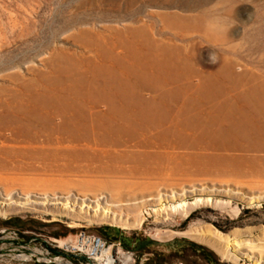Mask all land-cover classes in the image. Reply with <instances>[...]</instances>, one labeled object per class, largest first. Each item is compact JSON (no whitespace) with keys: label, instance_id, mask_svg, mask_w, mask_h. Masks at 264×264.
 Here are the masks:
<instances>
[{"label":"rangeland","instance_id":"1","mask_svg":"<svg viewBox=\"0 0 264 264\" xmlns=\"http://www.w3.org/2000/svg\"><path fill=\"white\" fill-rule=\"evenodd\" d=\"M221 16L232 26L224 40L170 25L172 17L215 21ZM142 26L205 74L217 75L238 62L249 75L245 81H264V0H0V264H98L95 255L110 250L114 264H186L168 253L167 245L181 239L216 252V264H264L263 177L225 175L219 166L176 169L180 161L196 162L207 151L206 144L193 150L179 141H155L146 152L150 164L138 171L125 158V147L134 138L115 132L130 130L126 120L111 114L105 103L59 89V80L66 79L57 71L62 55L81 62L101 60L85 43L86 36L101 35L107 45L117 44ZM211 53L218 56L215 63ZM197 82L189 77L170 82L162 93L143 90L136 97L161 99L176 84ZM242 89L227 88L215 97L232 102ZM53 93L83 105L81 116L95 134L76 138L64 131L62 125L75 110L30 108L38 97ZM114 96L123 103L121 94ZM190 96L188 91L163 99L165 113L175 121L212 105L189 111ZM21 102L30 106L21 108ZM97 115L106 117L100 131ZM220 128L232 131L224 123ZM56 148L60 152L54 153ZM236 152L221 154V159L233 167L244 159ZM109 227L158 244L142 253L124 248L108 240ZM126 252L134 256L127 260ZM185 261L209 264L191 255Z\"/></svg>","mask_w":264,"mask_h":264},{"label":"bare ground","instance_id":"2","mask_svg":"<svg viewBox=\"0 0 264 264\" xmlns=\"http://www.w3.org/2000/svg\"><path fill=\"white\" fill-rule=\"evenodd\" d=\"M170 21V25L177 29L200 30L211 39H225L224 34L213 31L214 20L172 17ZM85 39H87L85 43L93 45L92 47L97 51L96 55L101 60L96 63L92 59L81 62L64 57L65 54L62 55L57 71L66 79L59 80L62 83L59 89L66 94L75 93L81 97L94 98L99 104L105 103L109 106L111 114L126 120L130 130L115 132L134 138L125 147V158L129 163L134 162L138 171L144 170L150 164L146 152L153 148L152 144L155 141L164 143L179 141L187 149L196 148L198 143L206 144L207 151L200 155L196 162H189L186 159L180 161L176 164V169L219 166V170L224 174L264 178V81L257 80L251 83L245 81L248 74L238 62L224 66L217 75L205 74L199 68L197 69L194 62L184 56L180 50L167 42L156 41L146 26L135 28L126 38L119 39L117 44L111 42L107 45L105 37L101 35L86 36ZM189 77L197 78L198 84L195 86L176 84L170 91L165 94L163 92L168 97L161 99L153 98L143 101L136 97L143 90L160 91L170 82H180ZM241 87L243 89L240 95L232 102L228 99L218 101L215 97L227 88ZM113 89H115L114 92ZM115 91L122 95L123 103L115 100ZM188 91H191V96L188 98L187 110L193 109L194 112V109L203 103L212 105L202 113L191 114L173 121L172 117L165 113L162 101L166 98L179 97ZM35 101L36 104L33 103L31 106L21 102L19 107L30 106L34 109L45 106L53 112L64 113L75 110L76 113H72L74 116L70 121L62 125L64 131L76 138L95 134V130L90 132L87 129L86 122L81 116L84 106L70 100L66 95L53 93L48 97H38ZM125 109L130 112H123ZM105 118V116L97 115L95 128L97 127L98 131ZM223 123L232 131L220 128ZM217 124L219 127L214 131L213 128ZM120 127L123 128V126ZM183 129H189L191 132H184ZM21 149L38 152L33 147ZM60 149L56 148L53 152L58 153ZM48 151L50 150L46 152ZM236 151H241L239 153L243 154L244 159L241 160L237 155L241 161L233 158L236 160L233 165L231 164L233 167L221 159L223 155ZM217 159L222 160L226 165ZM227 159L230 160L231 157ZM11 179L20 180L16 177ZM98 253L101 254L102 251ZM95 259L99 262L98 264H114L111 250L97 257L95 255Z\"/></svg>","mask_w":264,"mask_h":264},{"label":"trees","instance_id":"3","mask_svg":"<svg viewBox=\"0 0 264 264\" xmlns=\"http://www.w3.org/2000/svg\"><path fill=\"white\" fill-rule=\"evenodd\" d=\"M19 223H23L21 220H16ZM6 223H14L13 220L6 221ZM108 231H113L114 234L110 235ZM106 236L110 242H117L122 247L137 251L139 253L144 252L146 249L150 248L152 245L158 244L155 240L149 237H144L142 234L133 232L129 235L122 231L120 228L109 227L105 229ZM57 237L62 238L61 235ZM169 248L168 253L170 255L176 256L178 260H181L182 263H186L185 258L188 255L196 257L197 259H204L209 264L218 263V257L216 252L210 250L206 246L198 244L197 242L189 241L187 239L177 240L173 243L167 245ZM99 251V250H98ZM60 255V253H56Z\"/></svg>","mask_w":264,"mask_h":264},{"label":"clouds","instance_id":"4","mask_svg":"<svg viewBox=\"0 0 264 264\" xmlns=\"http://www.w3.org/2000/svg\"><path fill=\"white\" fill-rule=\"evenodd\" d=\"M232 26H229L228 18L225 16L218 17L215 20L213 25V31L215 33L223 35L225 32L229 31ZM216 48V47H215ZM217 49V48H216ZM219 50V49H218ZM218 60V56L216 53L210 54V62L215 63Z\"/></svg>","mask_w":264,"mask_h":264},{"label":"built area","instance_id":"5","mask_svg":"<svg viewBox=\"0 0 264 264\" xmlns=\"http://www.w3.org/2000/svg\"><path fill=\"white\" fill-rule=\"evenodd\" d=\"M126 255H127V260H129V258L133 257L134 256V253L132 252H126Z\"/></svg>","mask_w":264,"mask_h":264},{"label":"crops","instance_id":"6","mask_svg":"<svg viewBox=\"0 0 264 264\" xmlns=\"http://www.w3.org/2000/svg\"><path fill=\"white\" fill-rule=\"evenodd\" d=\"M101 247H102V243L100 244V246H99V249H98V250H100V249H101Z\"/></svg>","mask_w":264,"mask_h":264},{"label":"water","instance_id":"7","mask_svg":"<svg viewBox=\"0 0 264 264\" xmlns=\"http://www.w3.org/2000/svg\"><path fill=\"white\" fill-rule=\"evenodd\" d=\"M97 241H99V239Z\"/></svg>","mask_w":264,"mask_h":264}]
</instances>
